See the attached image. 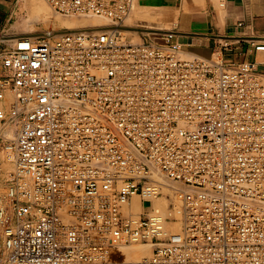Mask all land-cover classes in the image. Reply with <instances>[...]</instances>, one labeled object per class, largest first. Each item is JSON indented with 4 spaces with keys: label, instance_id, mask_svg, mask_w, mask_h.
I'll return each instance as SVG.
<instances>
[{
    "label": "built area",
    "instance_id": "1",
    "mask_svg": "<svg viewBox=\"0 0 264 264\" xmlns=\"http://www.w3.org/2000/svg\"><path fill=\"white\" fill-rule=\"evenodd\" d=\"M45 1L112 26L0 52V264H264V72L176 29L129 41L136 0ZM137 243L150 256L125 260Z\"/></svg>",
    "mask_w": 264,
    "mask_h": 264
},
{
    "label": "crops",
    "instance_id": "2",
    "mask_svg": "<svg viewBox=\"0 0 264 264\" xmlns=\"http://www.w3.org/2000/svg\"><path fill=\"white\" fill-rule=\"evenodd\" d=\"M23 1L0 0V52L10 48L18 38L37 32L38 17L23 21ZM148 3L151 13L162 25L169 26L177 16L176 4L170 0H149ZM181 3L184 22H178L177 30L185 35L187 51L205 57L221 55L229 63L252 61L264 72V50L255 48L256 44L264 43V0H225V6H220L219 0H181ZM225 41L230 46L224 47ZM230 53L232 61H227L225 56ZM5 73L0 60V79ZM7 91H4L5 98L0 99L4 107L8 106L6 100L13 98L12 91L9 94Z\"/></svg>",
    "mask_w": 264,
    "mask_h": 264
},
{
    "label": "bare ground",
    "instance_id": "3",
    "mask_svg": "<svg viewBox=\"0 0 264 264\" xmlns=\"http://www.w3.org/2000/svg\"><path fill=\"white\" fill-rule=\"evenodd\" d=\"M145 2H146V0H145ZM50 7L51 6H49L46 1L44 2V0H24L23 1V4H22V8H23L24 11L27 12V14L29 16L28 20L27 21H24V22L31 21L32 18L34 17V15H36L39 19L41 18L42 21L43 20L44 21L49 20L51 18V16H50L51 15L50 14ZM141 7H143L146 10L145 11H142L140 9ZM148 8H149V6L147 5V3L142 4L141 1L136 0L135 3H134V5H133L132 12L125 19V22L123 24V27H121L122 32L123 33H132V32H135V31H133V29L131 30L130 28L131 27H136V26L138 27L139 26V27H144L147 30V33L150 34V32H151L150 31V28H158L155 25L154 16L150 14ZM55 14L57 15V13H55ZM37 17H35V18H37ZM60 17H62V16H60ZM64 17H65L66 20H63L62 19V21H64V23L67 24L66 25L67 30H62V31H47V32H50V34L48 33L49 36H51V35H57L59 32L65 33V31L67 32V31H71V30H76V31H88V30L98 31V30H105V29L110 28L112 26L110 23H108L104 19H101V18H98V17H94V16H79V17H77V16H71V17H73L71 19L66 18V16H64ZM30 30H32V29H30ZM37 32H36V34H33V35H30V33H29L28 36L34 37V36H37L38 34L42 33V32H39V33H37ZM129 41L134 42V40L132 41L131 39ZM139 41H141L140 38H139ZM134 43H137V42L135 41ZM189 53H191V52H186V54H189ZM8 91H7V93L9 94L10 91L9 92ZM6 98H8V96ZM6 101H7L6 104H8L9 99L6 100ZM4 103H5V101H4ZM11 136H13L12 133H11ZM12 155L13 154L10 153V155H9V158L10 159L13 158ZM5 163L6 162H4V164H3L4 166H5ZM4 169H6V168H4ZM10 170H11V168H10ZM1 196H2V194L0 193V201H1ZM173 200H175L174 197H173ZM152 203H153V205H159L165 212H167V211L169 212L170 211V208H169L170 201H169V199H167L165 197L157 198V199L153 200ZM175 203H177V202L175 201ZM133 207H134V209L136 211H139V212L142 211L143 208H144V206H143L142 202L139 200V198H135ZM172 228L173 229L179 228V224H176V225L172 226ZM141 244L142 243H139L138 244L140 246H137V244H135L136 246L131 244V246L129 245V246L122 247L121 249L123 250V252L125 254V258L124 259L125 260H139V259H142L144 257L150 256V254L152 252V249L150 247H148V246L144 247L145 245H141Z\"/></svg>",
    "mask_w": 264,
    "mask_h": 264
},
{
    "label": "rangeland",
    "instance_id": "4",
    "mask_svg": "<svg viewBox=\"0 0 264 264\" xmlns=\"http://www.w3.org/2000/svg\"><path fill=\"white\" fill-rule=\"evenodd\" d=\"M139 1H141L142 2V4H144V3H148V1L149 0H146V2H145V0H139ZM171 2H174V4H176V9H177V11H178V13H177V16H176V18L172 21V23L168 26L166 23L164 24V25H162L163 23L162 22H160L159 20H158V18L156 17V16H154L152 13H151V7H149L148 9H149V12H150V14L151 15H153L154 16V19H155V25L158 27V28H150V34L149 33H147V30L144 28V27H131L130 29L132 30L133 29V31H135V32H132V33H123V35L128 39V40H134V42L136 41L137 43H140V42H143V41H147V40H154L155 39V37H157L158 36V34H155V33H157V32H159V31H161V30H168V29H178V26H177V24H178V22H184L183 21V18H182V9L184 8V5L181 3V0H170ZM44 2H45V0H44ZM149 4V3H148ZM49 5V4H48ZM50 6V5H49ZM142 11H145L146 9H144L143 7H141L140 8ZM148 11V10H147ZM50 16H51V18L49 19V20H47V21H42V19L40 18H38L37 19V21H38V25L37 26H35V29L37 30V31H39V32H47V31H62V30H67V28H66V25L67 24H65L64 23V21H62V19L63 20H66L65 19V15H61V14H55V12L53 11V9L50 7ZM60 16H62V17H60ZM35 17H37L36 15H34V17L33 18H35ZM56 17V18H55ZM59 17V18H58ZM77 17H79V16H77ZM180 17V18H179ZM22 18H23V21H27L28 20V18H29V16H28V14H27V12L26 11H23V13H22ZM32 18V19H33ZM66 18H68V19H71V18H73V17H71V16H66ZM61 21V22H60ZM62 23V24H61ZM64 24V25H63ZM39 26V27H38ZM164 26H168V28H163ZM63 29H62V28ZM57 28V29H56ZM59 28V29H58ZM44 30V31H43ZM137 31V32H136ZM126 34V35H125ZM136 34V35H135ZM135 35V36H134ZM135 38V39H134ZM139 38H140V40L141 41H139ZM231 57H232V54L230 53V54H227L226 56H225V59L227 60V61H232V59H231ZM12 135H13V132H12ZM7 161H5L6 163H5V166L3 165V166H1V168L3 167V171H2V173H1V175H2V177H0V192H5V189H6V186H7V184H8V181H9V178H10V172L14 169V163H13V158L12 159H6ZM7 164V165H6ZM9 165V166H8ZM4 168H6V169H4ZM9 168V169H8ZM10 168H11V170H10ZM8 170V171H7ZM4 174V175H3ZM5 186V187H4ZM146 205H148V203H146ZM139 243H137V246H140V245H138ZM132 245H135V244H132ZM141 245H145L144 247H146V246H148V247H150L151 249H152V246L151 245H147V244H141ZM131 246V245H130ZM136 246V245H135ZM142 247V246H141Z\"/></svg>",
    "mask_w": 264,
    "mask_h": 264
},
{
    "label": "water",
    "instance_id": "5",
    "mask_svg": "<svg viewBox=\"0 0 264 264\" xmlns=\"http://www.w3.org/2000/svg\"><path fill=\"white\" fill-rule=\"evenodd\" d=\"M66 32V31H65ZM48 33L50 34V32H42V33H40V34H38V35H48ZM60 33H62V32H59L58 34H60Z\"/></svg>",
    "mask_w": 264,
    "mask_h": 264
}]
</instances>
